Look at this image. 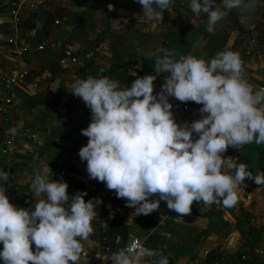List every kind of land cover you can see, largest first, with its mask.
I'll return each mask as SVG.
<instances>
[{"label": "clouds", "instance_id": "obj_1", "mask_svg": "<svg viewBox=\"0 0 264 264\" xmlns=\"http://www.w3.org/2000/svg\"><path fill=\"white\" fill-rule=\"evenodd\" d=\"M142 6L139 22L150 28L173 12L175 0H136ZM194 17L207 16L209 33L224 16L216 0H188ZM225 9L241 0H222ZM112 9V5H109ZM153 69L165 74L154 94L157 75L137 76L121 89L106 76L75 78L69 92L80 98L91 113L88 138L78 155L86 161L89 179L97 180L134 215H150L161 201L183 221L193 203L232 208L239 202L241 185L251 180L264 187V172L255 175L246 163L224 154L229 147L264 145V87L254 88L245 78L243 61L227 48L210 60L179 55L162 48ZM169 98L201 105L200 118L178 124ZM15 134L17 129L9 130ZM49 164L37 168L30 191L35 204L18 208L0 191V261L3 264H79L82 241L94 233L92 221L102 200L85 201L86 192L69 196V185L52 179ZM5 183L8 174L0 171ZM154 198V199H152ZM35 245V250H33ZM159 256V259H154ZM169 264L162 253L126 246L111 255L112 264Z\"/></svg>", "mask_w": 264, "mask_h": 264}, {"label": "crops", "instance_id": "obj_2", "mask_svg": "<svg viewBox=\"0 0 264 264\" xmlns=\"http://www.w3.org/2000/svg\"><path fill=\"white\" fill-rule=\"evenodd\" d=\"M32 1L36 3L35 7H32ZM182 1L175 0L172 5L173 12L170 14L165 11L162 21L150 28L148 24L138 20V17L142 15V6L136 0H6V3L0 0V4H3L0 5V76H15L20 72L26 74L24 78L13 83L10 91L11 101L5 106L7 110L3 113L6 125L0 123V138L3 137L5 129H8L7 133L12 138L10 139L12 145L9 158L18 162L20 159L29 158L33 154L32 151L36 150L35 147L27 152L21 149L23 143L20 132L24 129L34 135L36 145L46 140L48 133L52 131L53 139L48 143L46 149L55 146L57 148L54 150L63 155L68 152L69 147H72V143L76 145L78 142L79 149L72 150H75L73 153L80 159L78 152L82 146H86L88 143V138L81 135V130L89 126L91 113L88 108L83 110L82 107H86L84 102L69 92L68 85L75 78L86 79L88 74L100 77V72L108 69L117 73L122 71V68L127 64L130 68V70H124L127 75L135 77L157 75L153 69L154 58L155 55L160 54L159 50L162 48L174 50L177 53V58L179 55L192 54L204 60H210L218 51L226 48L239 54L236 50L238 43L236 42L232 47L235 37L234 30L224 21L228 9L222 10L224 11L222 20L215 26V31L209 33L206 30V14H202L199 18L194 17L190 8L180 5ZM216 1L219 3V0ZM109 5H112L111 10ZM9 6L16 8L21 18L18 31L15 34L11 32L9 26ZM257 27L254 30L258 34L260 33V41L251 39V42L257 43L256 52H253V46H251L242 56L239 55L243 61L245 78L254 88L257 84L264 83V16H260V25ZM134 29L138 30L132 33ZM97 34H99L98 37ZM86 35L92 38L96 36L97 43H94L95 45L92 47V59L84 66L85 69L77 64L65 66L60 64V66L57 63V59L60 57L55 53L57 49L63 48L64 51L68 49L78 57L77 46L79 43H84L82 40L86 39ZM130 35H136L132 41L127 38ZM9 37L14 38V44H7L6 39ZM160 38L163 39L162 45L155 41ZM84 47L87 48V45ZM18 49H22L23 53L19 54ZM84 51L82 50V53ZM255 54L257 58H253L252 55ZM132 63L137 64L136 67L132 68ZM77 68L83 71L84 75L75 71ZM164 75L163 73L157 75V79L154 81V94L159 93ZM174 99L169 98V102ZM178 103L182 102H173L172 108L178 124L190 123L200 118L201 105L192 102L190 106L187 105L186 110H182L176 107ZM16 113L24 115L26 119L17 118ZM12 128L17 129L16 138L9 131ZM228 150L232 151L233 156L239 151L231 147ZM240 154L253 166L260 163V154L253 149ZM245 159L243 161L249 163ZM15 167L14 171L17 176L8 182L6 187V194L10 198V202L12 200L11 203L16 198L17 202H20L25 194L21 184L26 179V174L20 166ZM70 177L71 174L66 176V179ZM14 187L17 193L13 191ZM101 187L103 190L106 189L105 185ZM258 187V185H248L244 188L241 185L239 202L245 206L244 209L248 217L252 216L250 214L252 207H255L256 211L264 209V193H262L261 187L259 189ZM68 194L70 197L73 196L71 193ZM90 198H86V201ZM32 199L35 200L33 197ZM166 206V202L161 201L159 209L153 212V217L157 216L156 221L153 222L150 221L151 219H143L138 216L120 219V223L126 229L127 226L129 227L126 244L130 237L143 242L146 236L151 234L162 221L161 218L167 211ZM207 208L209 210L206 215L201 217ZM233 210L223 207L222 204L208 207L194 202L191 214L185 216L183 221L178 222L175 213L173 219L177 223L178 231L177 238L173 241L175 246L178 245L180 248L181 240L186 241L194 238L196 233L205 228V223H207V230L212 236L216 234L218 236L224 234L222 237L235 236L238 231L231 228L226 217L229 211L233 212ZM235 212L236 210H234ZM111 220L112 215L103 218L101 223L104 226L100 227V230L104 232L102 233V245L99 247L100 249H97L96 245L91 247L93 250L89 252L90 254L96 251V255L106 256L110 251L104 252L101 249L121 241L119 233L109 229ZM93 242L95 243L94 240ZM257 244V250L253 248V251L248 255L249 262H258L262 257L260 254V232ZM167 246L165 244V257L173 261V264H186L181 263L179 258L177 259V255L180 253L179 249L171 251ZM0 247L2 250L3 245L0 244ZM157 251L162 253V250ZM0 263L3 264V261ZM258 264L260 263L258 262Z\"/></svg>", "mask_w": 264, "mask_h": 264}, {"label": "rangeland", "instance_id": "obj_3", "mask_svg": "<svg viewBox=\"0 0 264 264\" xmlns=\"http://www.w3.org/2000/svg\"><path fill=\"white\" fill-rule=\"evenodd\" d=\"M4 3H6V0H3ZM29 1V0H28ZM217 5L221 8V10L225 9L223 7L222 0L216 1ZM32 7H35L36 3H33L32 1ZM0 5H3L2 3ZM93 6H95L92 3ZM180 5L185 6L186 8H189V2L188 0H183ZM51 9V6H50ZM225 17V16H224ZM256 27L260 25V15L258 16L256 20ZM255 27L250 29L247 33L244 34L243 39L237 40V47L236 50H238L239 55L242 56L246 49L248 47L253 46V52H256L257 50V43L255 44L254 41L259 39L260 41V33L258 34L256 30H254ZM259 28V27H257ZM138 29H134V32H136ZM234 30V29H233ZM235 31V30H234ZM99 34H97V37ZM136 35H130V37H127L128 40L132 41V39ZM86 39L82 40L84 41L83 44L79 43L78 47V57H76V61L73 64L80 65L82 69H85L84 66L89 63L92 59V47L97 43L96 36L88 37V35L85 36ZM163 37V35H162ZM96 39V40H95ZM235 39V37H234ZM251 39L254 40L251 42ZM81 41V42H82ZM155 41H158L159 44H163V39H155ZM95 43V44H94ZM84 45H87V48L84 47ZM75 49V47H74ZM68 50V49H67ZM82 50H85L84 53H82ZM76 51V50H75ZM58 54V56L61 58L64 55V49H57L55 52ZM260 55V54H259ZM76 56V55H75ZM253 58H257L256 54L252 55ZM59 58L57 59L58 63ZM138 63V61H137ZM59 64V63H58ZM60 65V64H59ZM137 64L132 63L131 67H136ZM61 66V65H60ZM124 70H130L128 64L125 65L124 68H122V71L117 72V74L113 75V77H110V79L117 81L119 84V87L121 89L130 87L133 80H135L137 77L132 75H127L126 72L124 73ZM75 71H78L79 74L84 75L83 71H81L79 68H77ZM5 76L1 75L0 79ZM87 76H90L89 74ZM92 76V75H91ZM93 77V76H92ZM177 101L176 99H174ZM170 102L172 105L173 102ZM194 103V102H193ZM187 105H191L192 102L186 103ZM177 107V106H176ZM83 110H86L87 107H82ZM5 110L7 108H2L0 110V123H4L6 125V119L3 116V113H5ZM16 117L20 119L22 117L23 119H26L24 115H20V113H16ZM15 120V119H14ZM16 122H19L15 120ZM77 131V130H76ZM8 129H5L3 131V137L0 138V171H3L8 174V180L5 183L3 180H0V191H6L7 183L10 182L12 179L16 178V172L15 166H20L24 169V172L26 174V179L21 184L24 195L20 202H17V198L15 201H13L12 204L16 205L18 208H25L29 209L35 204V200L32 199V193L30 191V184H31V177L35 175V172L37 168H39L43 164H49V167L52 169L53 180H60L61 178L67 182L69 185L68 187V193L73 194V196L77 192H86L87 195L84 197L85 201L86 198L88 199H97L102 200V204L98 205L95 209L97 213L96 219L92 221V226L94 228V233L89 237L87 241H82L83 245V255L82 259L79 262V264H95V262H98V264H111V255L114 252H117L118 250L124 248L126 246V241L128 238L129 233V227L127 226V229L125 228V231L122 233V230L119 232V237L121 241H118L116 243H112L109 247L101 249V251L108 252L106 256H100L96 255V251L94 253H89L93 250V246H97V249H100L99 247L102 245V232L100 230V227L104 226L101 222H103V218H108L110 215H112V219L116 222H119V219L124 217L126 219L134 218L136 217L134 213L133 208L126 207V200L125 199H118L116 197V194L114 191H109L107 188L105 190L102 189V185H104L101 182H98L97 180L89 179L87 171H86V161L82 162L81 159L77 158L75 154L73 153L75 150L72 149H79L78 142L75 144L72 143V147H69L67 150L68 152L64 155L59 152L55 151L57 147L52 146L49 149H46V146L48 143H50L53 139V132L50 131L47 135V139L42 141L40 144L36 145L35 141L29 137L30 135L29 131H26L22 129L20 132L21 142L23 143L21 145V149L25 152H27L29 149L32 150L33 147L36 148V150H33V154L30 155L29 158L26 159H20L18 162L15 160H11L9 157L11 155V145L12 141L9 146H7L4 143V139H12L9 135ZM16 133L12 136L16 138ZM46 138V137H45ZM33 141V142H32ZM33 143V144H32ZM78 146V147H77ZM250 149H253L256 153L260 154V163L257 164V166L251 165V163L247 160L249 163H246L243 161V156L240 154L243 151H248ZM72 151V152H71ZM230 154V157L237 159L240 163H246L248 165V168L250 171L253 172L255 175L257 172H264V145H256L255 143L245 145L242 150H239L238 153L233 156L232 151H227ZM226 152V153H227ZM22 157V155H21ZM71 177L66 179V176ZM97 183V184H96ZM100 184V185H98ZM244 184L250 185V186H256L254 181L251 180H245ZM20 187L18 186V189ZM14 192L17 193L16 188L14 187ZM262 193H264V187H261ZM6 194V193H5ZM7 195V194H6ZM15 195V194H12ZM154 199V198H152ZM10 201V198H9ZM12 202V200H11ZM214 205V204H213ZM167 207V206H166ZM209 207V206H208ZM235 207V208H234ZM232 207V209L236 210L234 213L232 211H229V213L226 215L227 220L229 224H231V228L233 230L238 231L235 236H224V234H221L218 236L217 234L212 236L207 230V223H205V228L196 233V236L191 239L181 240L180 248H178V245L175 246V243L173 242L176 240L178 231H177V223L174 221V215L175 212L170 211L167 208V211L164 213V216L161 218V222L159 225L154 228L151 234L146 236V239L141 242V247H145L151 250H154L158 253L157 250H162V253L164 255L165 251V244L168 247L169 250L175 251L176 249H179L177 259H180L181 263L186 264H245L246 261H248V255L251 251H253V248L257 250L258 241H259V232H260V254H262V257L264 255V209L262 211L255 210V207H252L250 210L251 217L247 216L246 210L244 209L245 206L242 205V203L238 202L237 205ZM209 208L206 209V211L201 215V217H204L207 213ZM246 215V217H245ZM154 214L151 216L150 221H156L157 216L153 217ZM100 217V218H99ZM149 217V215H148ZM102 218V219H101ZM151 223V222H149ZM118 225V223H117ZM230 228V229H231ZM152 239H155L153 242ZM95 241V243L93 242ZM129 240V239H128ZM140 240V239H139ZM98 243V244H96ZM2 245V244H1ZM2 247V246H1ZM0 247V249H1ZM165 247V248H164ZM212 253L211 260L213 262H206V256L208 253ZM182 253V254H181ZM88 256V257H86ZM260 258V261H258L260 264H264V257ZM154 259H159V256L155 257ZM169 264H173V261H171L169 258ZM215 260H218V262H214ZM249 262V261H248ZM1 264V263H0ZM141 264H152V261L148 258H145L144 261H141Z\"/></svg>", "mask_w": 264, "mask_h": 264}, {"label": "built area", "instance_id": "obj_4", "mask_svg": "<svg viewBox=\"0 0 264 264\" xmlns=\"http://www.w3.org/2000/svg\"><path fill=\"white\" fill-rule=\"evenodd\" d=\"M8 19H9L10 30L12 33L15 34L18 31V26L20 25V19H21L16 8H14L12 6L8 7ZM6 42H7V44H14V38L9 37L6 39ZM18 53L19 54L23 53V50L18 49ZM75 61H76V56H74L70 50H65L64 55L58 60V63L65 66L67 64H72ZM25 75H26L25 73L20 72L15 76H3L0 79V110L2 108H4L6 105H8L11 101L10 91H11L13 83L16 80L24 78ZM260 87H264V83L257 84L255 86V88H257V89ZM176 106L178 109H182V110H186L188 108L187 104H184V103H178ZM28 136L34 140L33 134H30ZM4 143L7 146H9L11 143V140L4 139ZM224 156L229 157L230 154L227 152L224 154ZM132 244H135L137 247H141V245H142L138 239H136L134 237H130L126 246H129Z\"/></svg>", "mask_w": 264, "mask_h": 264}, {"label": "water", "instance_id": "obj_5", "mask_svg": "<svg viewBox=\"0 0 264 264\" xmlns=\"http://www.w3.org/2000/svg\"><path fill=\"white\" fill-rule=\"evenodd\" d=\"M259 15L264 16V0H241L239 6L228 9L224 21L235 30L232 47L237 40L243 39L245 33L256 27Z\"/></svg>", "mask_w": 264, "mask_h": 264}, {"label": "trees", "instance_id": "obj_6", "mask_svg": "<svg viewBox=\"0 0 264 264\" xmlns=\"http://www.w3.org/2000/svg\"><path fill=\"white\" fill-rule=\"evenodd\" d=\"M115 74H117V73L114 72L112 69H108L106 71L100 72V77L106 76V77L110 78V77H113V75H115ZM152 214L153 213H151L149 215V217H148V215L147 216L139 215L138 217L150 220ZM120 219H121V217H120ZM120 219H119V222H116L114 220V218H113L111 220L110 224H109V229H112V230L116 231L117 233H119L120 230H122V233H123L125 231V226L120 223ZM117 223H118V225H117ZM32 247H33V250H35V245H33ZM211 255H212L211 252L208 253V255L206 256V260H205L206 262H213L211 260ZM214 262H218V260H215ZM245 264H258V262H248V261H246Z\"/></svg>", "mask_w": 264, "mask_h": 264}]
</instances>
